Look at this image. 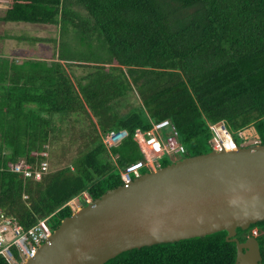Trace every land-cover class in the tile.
<instances>
[{"label": "trees", "instance_id": "1", "mask_svg": "<svg viewBox=\"0 0 264 264\" xmlns=\"http://www.w3.org/2000/svg\"><path fill=\"white\" fill-rule=\"evenodd\" d=\"M6 2L0 20L57 29L56 39L31 38L56 43L50 60L0 55V212L23 227L46 218L53 230L71 199L83 206V192L92 200L121 185L119 169L143 159L133 132L150 122L173 125L184 157L211 150L208 124L220 121L237 145H264V0ZM69 122H81V148L53 168L50 151ZM110 129L126 136L106 148ZM19 160L47 169L23 177L10 170ZM248 228L235 237L253 236L264 264V220ZM224 236L133 248L102 264H234Z\"/></svg>", "mask_w": 264, "mask_h": 264}, {"label": "water", "instance_id": "2", "mask_svg": "<svg viewBox=\"0 0 264 264\" xmlns=\"http://www.w3.org/2000/svg\"><path fill=\"white\" fill-rule=\"evenodd\" d=\"M264 220V145L185 156L64 217L24 264H102L125 250L225 231L234 264H262L253 236Z\"/></svg>", "mask_w": 264, "mask_h": 264}, {"label": "built area", "instance_id": "3", "mask_svg": "<svg viewBox=\"0 0 264 264\" xmlns=\"http://www.w3.org/2000/svg\"><path fill=\"white\" fill-rule=\"evenodd\" d=\"M167 127L169 134L162 139L159 129ZM211 132L209 140L210 149L213 151L235 150L238 146L232 139L231 134L225 127L222 121L208 124ZM238 137L243 138L241 132H237ZM126 136L125 130L110 129L101 140L106 148H110ZM132 139L136 142L138 149L143 155L144 160H137L127 164L122 169H119V178L122 184L130 182L133 178L140 175V169L144 168L147 172L153 171L160 167L156 158L171 153H182L183 146L178 142L177 132L173 125L168 120H160L150 122V127L141 130L136 128L133 132ZM251 144H256L253 141ZM150 154L151 156H147ZM47 169V161L39 162L36 169H32L23 160L13 163L10 170L15 173H20L23 177L38 180L43 172ZM83 203L91 202V198L85 193H82ZM78 201L73 198L67 204L70 206L72 213L81 206H73L74 202ZM72 203V204H71ZM52 230L47 225L46 218L38 220L35 224L25 228L18 223L13 217H9L0 212V256L7 264H24L29 258L33 257L37 248L51 234ZM255 234V231H252Z\"/></svg>", "mask_w": 264, "mask_h": 264}, {"label": "rangeland", "instance_id": "4", "mask_svg": "<svg viewBox=\"0 0 264 264\" xmlns=\"http://www.w3.org/2000/svg\"><path fill=\"white\" fill-rule=\"evenodd\" d=\"M6 4V0H0V16H2L6 8ZM73 8L77 9L80 13H83L82 9L77 7ZM32 37L42 38V40L43 38L56 39L57 29L53 25L46 26L37 25L36 23L0 20V55L12 56L15 60H23L30 57L47 58L49 56H54L57 47L56 43H47L46 41H33L31 40ZM63 40L64 38L62 39V41ZM65 42L66 44H63V47L66 50L69 49L68 47H70L68 44L73 45V41L66 39ZM75 70L79 71L80 68H75ZM125 109L126 108H124V110ZM68 124V132L61 135L59 144H54L52 150L50 151V162L53 164V168L59 167L64 164L81 148L82 139L80 138V135L78 133V129L79 127H81V122H69ZM83 124L86 123L84 122ZM159 133L161 135V138L164 139L169 134L168 128L163 127L159 129ZM253 139L254 138L252 137H247V139L243 140L242 144L247 146L253 142ZM147 156L151 155L147 154ZM183 157V154L171 153L168 155L164 154L156 159L159 163H161L163 159H165L167 163H171ZM142 160H144V158ZM58 161L60 162V164L56 165ZM144 172H147V170L144 168L140 169V174ZM73 202L74 207L80 206L79 201ZM243 231H246V233L250 232L249 228Z\"/></svg>", "mask_w": 264, "mask_h": 264}, {"label": "crops", "instance_id": "5", "mask_svg": "<svg viewBox=\"0 0 264 264\" xmlns=\"http://www.w3.org/2000/svg\"><path fill=\"white\" fill-rule=\"evenodd\" d=\"M37 25H45V24H37ZM46 26H49V25H46ZM47 43H50L49 41H46ZM52 56H49V57H47V58H42V59H45V60H50V58H51ZM30 58H35V59H37V58H39V57H30ZM16 62H19V61H21V60H15Z\"/></svg>", "mask_w": 264, "mask_h": 264}]
</instances>
